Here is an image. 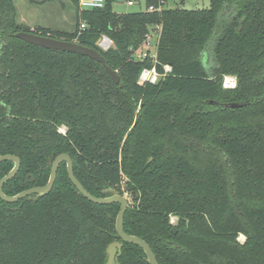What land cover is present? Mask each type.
Listing matches in <instances>:
<instances>
[{
    "label": "trees",
    "instance_id": "16d2710c",
    "mask_svg": "<svg viewBox=\"0 0 264 264\" xmlns=\"http://www.w3.org/2000/svg\"><path fill=\"white\" fill-rule=\"evenodd\" d=\"M70 1L76 22L67 32L17 23L12 1L0 0V155L20 159L3 192L44 185L55 156L67 153L89 193L127 194L123 230L146 241L159 264H264V0L124 13L113 11V0L82 11ZM155 24L162 26L156 68L171 69L139 84L151 62L132 52ZM21 30L96 49L119 83L87 56L13 36ZM101 35L113 46L102 50ZM208 46L212 72L202 60ZM223 75L235 86L223 88ZM230 102L245 105L223 106ZM12 166L1 161L0 178ZM119 208L85 198L62 162L37 200L0 199V264H105L108 244L122 242ZM117 262L148 264L128 242Z\"/></svg>",
    "mask_w": 264,
    "mask_h": 264
},
{
    "label": "water",
    "instance_id": "95a60500",
    "mask_svg": "<svg viewBox=\"0 0 264 264\" xmlns=\"http://www.w3.org/2000/svg\"><path fill=\"white\" fill-rule=\"evenodd\" d=\"M14 37L21 39L25 43L44 47L51 50L56 51H66V52H72L79 55L87 56L90 59H93L97 62H99L111 78V80L118 84L120 81V77L116 70L109 67L104 59V56L100 54L96 49L88 46H84L76 41H70L66 39H59L47 35H40L29 31H17L13 34ZM212 102V101H209ZM245 105V102L243 103H237V102H230L225 103L223 106L230 107V108H239ZM12 161L13 166L12 168L0 178V199L3 200L6 203H14L18 201L21 198L27 197V199L37 200L40 195L48 193L55 181L56 178V172L58 169V166L64 162L66 165V172L69 180L71 183L76 187V189L89 201L95 203V204H111V203H118L120 205L119 211L116 215L115 219V229L117 236L121 239L122 242H128L135 245H138L145 253L146 261L148 264H159L154 253L152 252L150 246L147 244L146 241H144L142 238L127 234L123 230V215L126 211V208L128 206V199L125 195L119 194L114 189H108L107 192L110 193L108 196H95L89 193L82 184L78 181V179L75 177L73 173V163L71 157L67 153H60L55 156L51 163L50 167V173L49 178L47 182L44 185L30 187L28 189H24L17 194L14 195H7L3 192V185L9 181L11 178L15 176V174L18 172L20 167V159L18 156L14 154H2L0 155V162L1 161ZM122 242L120 241H113L108 244L106 248V255L107 259L105 264H118L117 259L120 254Z\"/></svg>",
    "mask_w": 264,
    "mask_h": 264
},
{
    "label": "rangeland",
    "instance_id": "374dc122",
    "mask_svg": "<svg viewBox=\"0 0 264 264\" xmlns=\"http://www.w3.org/2000/svg\"><path fill=\"white\" fill-rule=\"evenodd\" d=\"M15 11V21L17 23L26 24L32 30L36 27H49L50 29L73 30L75 28V8L70 0H11ZM133 5H128L127 0H113L111 7L117 13L134 12L144 10V0H132ZM166 7L178 6L186 9H202L209 6L208 0H185L183 3L167 0ZM205 67L212 72L214 66L213 54L211 46H208L202 56ZM228 76V75H223ZM233 76V75H231ZM222 77V81H223ZM226 88V87H223ZM232 88V87H229ZM212 101V102H209ZM207 104L212 105L214 100L210 99ZM225 104V103H224ZM139 108L137 109L138 113ZM64 131V127L61 128ZM128 199L130 198L124 193ZM170 221H176V217L172 216ZM240 242L244 240L243 235H238Z\"/></svg>",
    "mask_w": 264,
    "mask_h": 264
},
{
    "label": "built area",
    "instance_id": "2783aa9c",
    "mask_svg": "<svg viewBox=\"0 0 264 264\" xmlns=\"http://www.w3.org/2000/svg\"><path fill=\"white\" fill-rule=\"evenodd\" d=\"M128 5H133L134 2L132 0H127ZM104 5V0H78L77 8L79 11L85 9L99 8ZM165 3H159L158 5H149L144 10L152 12V11H160L162 8H165ZM85 27V22L83 20L80 21L79 24V32ZM162 26L161 24L151 25L148 28V31L145 33L142 43L140 47L132 52V58L137 61H144L146 59L150 60V66H144L138 75L137 82L139 84L145 83H155L160 77H162L165 73L169 72L171 67L169 64H164L163 72H158L156 68L157 61V46L159 42V38L161 36ZM98 45L102 50H107L113 46V42L110 38L105 35H101ZM233 78V79H231ZM236 83V78L234 76L228 75L223 77L222 86L229 88L234 87ZM173 222V221H171ZM239 241V240H238Z\"/></svg>",
    "mask_w": 264,
    "mask_h": 264
},
{
    "label": "crops",
    "instance_id": "0c3cea01",
    "mask_svg": "<svg viewBox=\"0 0 264 264\" xmlns=\"http://www.w3.org/2000/svg\"><path fill=\"white\" fill-rule=\"evenodd\" d=\"M59 30H62V29H59ZM62 31H67V32H70L71 30H70V31H69V30H62Z\"/></svg>",
    "mask_w": 264,
    "mask_h": 264
},
{
    "label": "bare ground",
    "instance_id": "6f19581e",
    "mask_svg": "<svg viewBox=\"0 0 264 264\" xmlns=\"http://www.w3.org/2000/svg\"><path fill=\"white\" fill-rule=\"evenodd\" d=\"M231 79H233V78H231Z\"/></svg>",
    "mask_w": 264,
    "mask_h": 264
}]
</instances>
